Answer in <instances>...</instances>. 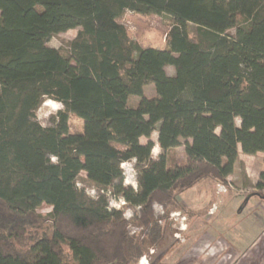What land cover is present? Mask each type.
Masks as SVG:
<instances>
[{
    "label": "trees",
    "instance_id": "1",
    "mask_svg": "<svg viewBox=\"0 0 264 264\" xmlns=\"http://www.w3.org/2000/svg\"><path fill=\"white\" fill-rule=\"evenodd\" d=\"M126 11L172 18L165 48L132 40L117 21ZM76 28L66 49L47 45ZM47 99L63 108L42 126ZM71 114L82 132L69 133ZM181 145L184 162L169 167ZM240 151L264 154V0H0V264H137L145 245L109 194L147 227L153 202L226 184ZM128 161L137 191L115 183Z\"/></svg>",
    "mask_w": 264,
    "mask_h": 264
},
{
    "label": "rangeland",
    "instance_id": "2",
    "mask_svg": "<svg viewBox=\"0 0 264 264\" xmlns=\"http://www.w3.org/2000/svg\"><path fill=\"white\" fill-rule=\"evenodd\" d=\"M117 21L125 26L132 40L141 47L165 48V36L173 24L167 15L137 14L126 11ZM78 28L62 32L51 37L48 46L64 50L76 36ZM193 36L195 26L190 25ZM230 32H233L232 30ZM168 74L173 75V67L167 66ZM146 97L155 96L154 85L144 88ZM45 100L36 110L35 117L42 126H49L62 105L53 109ZM140 98L131 96L128 105L135 107ZM53 101V100H52ZM45 113H47L45 115ZM239 124V119H236ZM69 133H80L83 120L73 114L68 120ZM150 139L154 143L151 152L152 160H156L160 149L157 144V131H153ZM147 138L142 137L141 143ZM263 153L252 157L241 156L226 184L222 185L210 179L203 180L191 189L176 195L175 206L153 202L152 211L156 223L147 227L138 226L135 222L140 215L138 208L125 203L116 207L120 199L109 194L108 206L123 209L127 220V232L142 242L144 252L137 264H264V186L257 187L258 173L264 164ZM247 158V159H246ZM184 146L167 152L168 166L184 162ZM122 177L115 183L126 188L138 190L137 173L134 161L122 164ZM247 171L249 177H246ZM85 173L79 175L77 185L84 186L85 192L96 197L97 191L82 183ZM208 192V193H206ZM122 200V199H121ZM51 207L42 204L37 213L46 216ZM48 225V222H47ZM45 224V226H47ZM66 254L69 250L64 246Z\"/></svg>",
    "mask_w": 264,
    "mask_h": 264
},
{
    "label": "crops",
    "instance_id": "3",
    "mask_svg": "<svg viewBox=\"0 0 264 264\" xmlns=\"http://www.w3.org/2000/svg\"><path fill=\"white\" fill-rule=\"evenodd\" d=\"M264 155V154H263ZM241 156H244V157H252L253 155H246V154H243V153H241V151L239 152V157H238V159H237V161H236V163H235V165H234V169H235V167L238 165V163H240L241 161H243L242 159H241ZM264 157V156H263ZM247 159V158H246ZM263 159V158H262ZM234 171V170H233ZM244 173H246V177H249V174H248V172L245 170L244 171ZM262 173H264V164L262 165V167H261V169H260V171H259V173H258V176H257V178H256V180L257 181H261V175H262ZM232 175V174H231ZM230 175V176H231ZM230 176L228 177V178H230ZM227 178V179H228ZM206 193H208V192H206Z\"/></svg>",
    "mask_w": 264,
    "mask_h": 264
},
{
    "label": "clouds",
    "instance_id": "4",
    "mask_svg": "<svg viewBox=\"0 0 264 264\" xmlns=\"http://www.w3.org/2000/svg\"><path fill=\"white\" fill-rule=\"evenodd\" d=\"M47 103L49 104V105H51V107L53 108V109H55V108H57L58 107V104H56L54 101H52V100H49V101H47ZM47 113H45V115H46ZM142 264H147V262L146 261H142Z\"/></svg>",
    "mask_w": 264,
    "mask_h": 264
},
{
    "label": "built area",
    "instance_id": "5",
    "mask_svg": "<svg viewBox=\"0 0 264 264\" xmlns=\"http://www.w3.org/2000/svg\"><path fill=\"white\" fill-rule=\"evenodd\" d=\"M116 207H120V205H124V200H119L117 204H115Z\"/></svg>",
    "mask_w": 264,
    "mask_h": 264
}]
</instances>
